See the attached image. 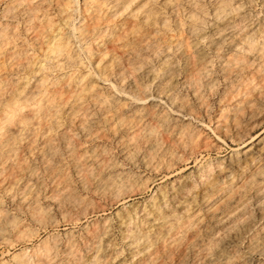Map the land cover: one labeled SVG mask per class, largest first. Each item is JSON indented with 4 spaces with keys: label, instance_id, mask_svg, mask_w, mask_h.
<instances>
[{
    "label": "bare ground",
    "instance_id": "bare-ground-1",
    "mask_svg": "<svg viewBox=\"0 0 264 264\" xmlns=\"http://www.w3.org/2000/svg\"><path fill=\"white\" fill-rule=\"evenodd\" d=\"M6 1L2 16L20 17L27 37L0 24V194L12 210L0 197V245H26L36 237L32 225L54 229V216L75 224L98 201L142 190L143 177L122 163L158 173L200 153L198 115L210 110L220 76L226 108L216 127L238 145L233 157L213 176L209 164L199 167V202L182 186L171 210L160 197L150 212L140 209L141 221L125 213L121 239L130 264H249L252 254L264 256V141L245 142L264 104V22L249 21L252 0H84L80 8L77 0ZM109 36L114 44L104 49ZM106 221L89 223L86 243L51 235L12 259L112 264Z\"/></svg>",
    "mask_w": 264,
    "mask_h": 264
},
{
    "label": "rangeland",
    "instance_id": "rangeland-1",
    "mask_svg": "<svg viewBox=\"0 0 264 264\" xmlns=\"http://www.w3.org/2000/svg\"><path fill=\"white\" fill-rule=\"evenodd\" d=\"M82 1H84V0H77V4H78L79 8L82 7V5H83ZM253 1L254 0H252V6L250 7L251 10L248 12V15H249V21L252 22L255 25V22H256V24L259 23L261 20H262V22H264L263 21L264 20V15H262V14H264V12H263L264 7H263V5H261V2H258L260 0H255V2H253ZM7 4H8V2L6 0H1V2H0V14H1L0 15L1 16L0 17V24H3V23H5V24L7 23L8 24L9 23L8 25H11L10 28L16 27V28H12V29L13 30L16 29V31H18L17 33L21 36V38L27 37V34H25V31L23 30V28H21V25L23 24V20H20L21 19L20 17L18 19H14L12 21H8L7 20L8 16H6V17H5V15L2 16V14L6 12V11H4V12H2V11H3V9L4 10L7 9V8H5ZM202 4H201V6H202ZM203 5L204 6H202V7H204L206 10H209V7H208L207 4H203ZM51 13H52V11H48L47 14L51 15ZM258 13H260V14L258 15ZM250 14L251 15H255V16H251ZM250 17L253 18L252 19L253 21L251 20ZM259 17H261L262 19L261 20H257ZM180 18H181V15H180ZM77 19L78 18L76 17V21H77ZM23 26L24 25H22V27ZM118 29L119 28L115 29V30H117V31H115L116 33L113 32L111 34V36H113V40L116 39V36H117L116 34H118L117 32L119 31ZM113 34L115 35V39H114V35ZM32 36H34V35H32ZM111 36H109L110 38L107 39L106 44L103 46L104 49L107 48V45H108V48H109V47H112V44H114L113 43L114 41L112 40ZM28 39L30 40L31 37H29ZM111 40H112V42H111ZM30 42L32 43L33 40L30 41ZM33 51L34 52L32 54H34L35 57L39 56V53H38L37 49H35ZM79 54H80V58L82 60L84 58L86 59V57L84 56V54L81 51L79 52ZM216 69H217V67H214V71H217ZM253 76L257 77L256 75H253ZM262 76L264 77V73L262 74ZM257 78H254V79H256V81L258 82ZM221 81L222 80H221L220 76H218L217 77V82L218 83H216L217 84V88L215 89V93H213L212 96L207 98V104L209 105V103H210V105H209L210 107L208 108V110L209 109L210 110L205 112V113H201L200 115H198V125H200L199 126V129H200L199 133L203 134V136L200 134L201 135L200 139H203V140H201V142L203 141L202 143L205 145V147H206V144H207V147H208L207 149L204 147L203 150L200 153H198L195 156L191 157L190 160L189 159L186 160V163H184L182 161L183 163H181L179 166L175 167L173 170H168V171L163 170V171H160L158 173H152V172H149L147 170H143L139 166V164H136V163L134 165H128L127 162L122 163L123 168L125 170H127L128 172L130 171V173H132V174H135V175L139 174L137 176L143 177V180L145 182L143 180L142 181L145 183L146 186L144 187V185H142L143 186L142 190H138V189L134 188V189L130 190V192L132 194L129 192V193L126 194V196L123 195L122 198L119 201H117V202L107 203L105 201H98L99 202L98 206L100 204H102V206H99L100 208L98 207L99 208L98 210L95 209L97 211H95L94 214L89 213L88 215H86V217L76 216L75 224H74V221H71V222H65L64 221L63 222V220L59 216H54L55 221L57 222V224L54 226V229L53 228L46 229V230H43L44 231L43 232L42 229H39V228L37 229V227H34L35 225H32V228L35 229L36 237L33 238L32 241L29 242L28 244L24 245V244L16 243V244H14V245H12L10 247L8 245H6V246L5 245H0V264H2V263H5V264H16L15 261L12 259L13 255H17L20 252L22 253V251H25V250H26V253H28L29 250H31V248L37 246L38 244H40L41 241H44L47 237H49L51 235L55 236V238L57 240L59 239V240H63L64 241L65 240V236L71 233V234H73V237L76 238V240L79 243H81V242L82 243L83 242L86 243V242H88L87 241L88 237H87V232H85V230L86 229H91L93 223L99 222L101 220L102 221L103 220H105V221L107 220L106 221L107 226L110 228L109 231H110V234L112 236V237L110 236V241L112 242V245L110 244V247H111V249H113V252H114V256L112 255V258L114 259L112 264H120V263H122V264H130L131 259H129L130 258L129 257V252H128V250H126L127 248H126V246H124L125 244H124V242L121 239V234L122 233H120V232H123V230H122V228L119 227V221L121 219H125V216H127L126 214H128V215L130 214V215L133 216L132 213H134L135 216H133V217L136 218V220L141 221V219L143 218L142 216L144 214L143 211L150 212L151 210H153V208L151 209V207H153V206H151V204L153 205L154 202L156 203L161 198L164 199V201L166 200L165 201L166 202V208L168 207L167 211L169 209L171 210V207H170L169 203H172L174 201H178L177 199L179 198V196H180V198L182 197L181 194L178 192V189L180 187H182V186H187L189 189L191 188V191H190V194H189L190 197H192L195 202L196 201L199 202L203 191L206 190V180L204 178L205 176L202 178V176L199 175L200 168H204V167L208 168L207 166L210 165V169L211 170L209 168L208 169L211 171L210 172L212 174L211 176L216 175L217 173H219V170H220L219 167L221 166L220 168H222L224 166V164L227 162V160H229V158L231 159V157H233V150H235L238 147V145L235 142H231L229 139H225L223 137V135H221V133L219 134L220 131L219 130L217 131V128H219V127H216V126H220L219 123L222 122L219 119V116L221 114V110H220L221 106H222L223 109L226 108L225 107L226 103L222 102V101L220 102L219 99H218L219 98L218 94H220L221 90L223 89L222 87H224L223 86V81H222V83H221ZM181 92L184 93L185 91H181ZM216 92H218V93H216ZM260 107L262 109V115L263 116L261 117L262 119H259V122H258L259 126H258V123H256L257 121L255 123H252V124H254V126L251 125V126H253V129H250L248 137L245 138V142L252 140L251 138H254L255 141H253V145L256 144L259 141H264V104H260ZM218 110H220L219 113H217ZM216 115H217L218 118L216 117ZM205 116H206L207 119H205ZM208 122H211V123H208ZM200 123L204 124V125H201ZM215 123H216V125H215ZM255 125H257V127ZM215 136H216V138H215ZM204 139L206 141H204ZM219 139H220L221 142L223 141V143H221L219 141ZM214 143H215V145H214ZM194 159L195 160L198 159V160L195 162ZM187 162H188V165H187ZM221 162H222V165H221ZM198 163H200V164H198ZM217 166H218V171L216 169ZM214 168H215V170H214ZM139 171L141 172L142 175H140ZM137 172H139V173H137ZM207 173H209V172H207ZM209 176H210V174H209ZM145 177H146V179H148L147 180L148 182H146ZM198 177H200L201 179L200 178L198 179ZM150 179H151V182H149ZM206 179H207V177H206ZM190 183H191V185H190ZM202 184L203 185L205 184V185L202 186ZM133 187H136V186L134 185ZM163 193H165L164 196H163ZM191 193H192V195H191ZM174 194L176 195V197L178 196V198H176ZM172 196H173V199H174L173 201H172ZM0 197H2L1 199H2V202H3L5 210L12 211L11 207L7 203V198L4 196V194H0ZM169 197L171 198L170 200H169ZM42 199H43V197L40 200L41 203L44 201ZM151 200H152L153 203L151 202ZM103 203H104V205H103ZM143 208H144V210H143ZM140 209L143 210V211L141 212ZM139 210H140V212H139ZM131 211H133V212H131ZM19 218L25 220V217L22 216V215L19 216ZM25 223L26 224L28 223L27 220H25ZM89 223H92V224L90 225ZM83 226H86L87 228H84ZM82 228H84V229L82 230ZM77 238H79L80 241ZM120 248H121V250H120ZM116 251L118 252L117 255H115V253H117ZM87 258H88V254H87V256H85L84 260H87ZM256 261H258L259 264L260 263L264 264V256L259 255V254H252L251 255V261H250L249 264H253V263L257 264Z\"/></svg>",
    "mask_w": 264,
    "mask_h": 264
}]
</instances>
